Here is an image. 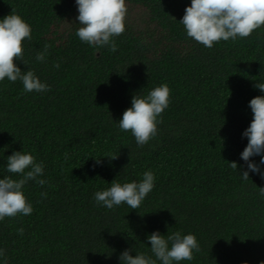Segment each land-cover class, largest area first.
<instances>
[{"label": "trees", "instance_id": "1", "mask_svg": "<svg viewBox=\"0 0 264 264\" xmlns=\"http://www.w3.org/2000/svg\"><path fill=\"white\" fill-rule=\"evenodd\" d=\"M126 4V31L112 52L80 41L75 0H0V19L14 11L32 29L23 42L28 66L17 65L51 87L25 93L19 80L0 81V179L19 178L7 157L24 151L43 162L38 179L47 181L25 185L30 215L0 221V264H122L125 249L152 255L153 231L196 236L201 250L180 264H261L264 179L250 171L244 180L239 171L247 170L249 102L264 95L254 87L264 82V27L206 48L179 22L191 0ZM165 83L169 106L140 147L118 121L134 95ZM250 160L260 164L261 156ZM148 170L155 186L138 209L95 201L114 179L139 182Z\"/></svg>", "mask_w": 264, "mask_h": 264}, {"label": "clouds", "instance_id": "2", "mask_svg": "<svg viewBox=\"0 0 264 264\" xmlns=\"http://www.w3.org/2000/svg\"><path fill=\"white\" fill-rule=\"evenodd\" d=\"M75 2L78 7L76 19L80 25L76 35L80 41L97 48L108 47L115 52L117 44L114 38L126 31V0ZM179 22L189 38L206 48H212L222 40L247 38L255 30L264 27V0H191ZM31 39V26L19 14L12 11L0 19V81L7 79L14 83L19 80L25 93L51 91V87L42 82L34 70L28 67L26 71H22L16 63L19 60L28 66L29 62L24 58L23 42ZM50 47L45 44L43 50L36 53L35 59L45 62ZM53 67L58 69L60 65L54 63ZM254 87L264 92V82L257 83ZM170 92L165 83L153 88L146 96L132 97L131 107L124 111L118 124L122 131L131 132L138 146L143 147L157 135L162 113L170 103ZM249 106L253 119L243 132L248 143L241 153L247 170L239 172L244 180L249 179L250 171L258 173L264 179V171L260 168V164H264V95L252 98ZM257 155L261 156L260 164L250 160ZM116 156L111 158L115 159ZM96 162L100 163V160L97 159ZM229 164L232 169L238 170L237 162ZM7 171L19 178L6 176L0 179V221L6 217L30 215L33 207L24 194L25 185L29 181H35L43 187L47 183L44 179H38L44 172L43 162L38 163L31 153L16 151L8 156ZM154 186L155 175L148 170L143 173L139 182L121 184L114 179L109 188L97 191L94 199L107 209L121 204H126L130 209H138ZM41 195L46 197L47 193ZM259 195L264 197V187H259ZM23 232V228L18 229L20 235ZM148 242L152 255L137 253L133 256L130 249H125L119 257L122 264H180L181 261L193 260V253L201 250L194 234L182 235L179 231L167 236L153 231L148 236ZM3 254L4 250L0 249V256Z\"/></svg>", "mask_w": 264, "mask_h": 264}]
</instances>
